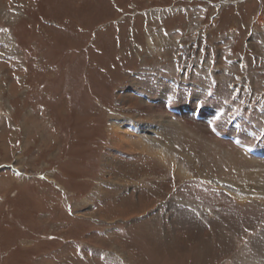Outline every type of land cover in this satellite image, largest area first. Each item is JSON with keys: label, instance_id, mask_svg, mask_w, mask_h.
<instances>
[{"label": "rangeland", "instance_id": "1", "mask_svg": "<svg viewBox=\"0 0 264 264\" xmlns=\"http://www.w3.org/2000/svg\"><path fill=\"white\" fill-rule=\"evenodd\" d=\"M0 89V264H264V0H0Z\"/></svg>", "mask_w": 264, "mask_h": 264}, {"label": "bare ground", "instance_id": "2", "mask_svg": "<svg viewBox=\"0 0 264 264\" xmlns=\"http://www.w3.org/2000/svg\"><path fill=\"white\" fill-rule=\"evenodd\" d=\"M3 80V79H2ZM1 89H0V93H1ZM114 129V140H115V142H118V145H119V147H122V148H125V149H127L128 151H130V150H132V149H134V147L136 146V144H139V143H137V141H133V140H131V139H129V138H127V136L125 135V134H129V135H132V137L133 136H135V137H141V135H142V132L141 131H138V130H134V131H132V133L131 132H128V130H127V128L126 129H123L122 127H120V126H116L115 128H113ZM129 129V128H128ZM143 129V128H142ZM151 131H150V133L151 134H154V133H157V131H154V130H152L151 128H149ZM132 130V129H131ZM159 132V131H158ZM158 134V133H157ZM137 135H139V136H137ZM156 136V135H155ZM131 136H130V138H132ZM134 137V138H135ZM151 137V136H150ZM154 137V136H153ZM133 138V139H134ZM210 138V137H209ZM154 139V138H153ZM137 140V139H136ZM138 140H139V138H138ZM141 141V140H140ZM158 141V140H157ZM172 142V141H171ZM220 142V141H219ZM144 143H146V141L144 142ZM128 147H127V146ZM145 145H147V143L145 144ZM224 146H226V144H223ZM148 146V145H147ZM153 146V145H152ZM221 146V145H220ZM142 147H143V145H142ZM155 147V146H154ZM160 147V146H159ZM166 147V146H165ZM222 147V149H220V147H218V145L217 146H215V147H213V149H211L212 151H213V153H215L216 155H218L220 158H222V159H224L225 161H227V163L230 165V164H233V163H236V162H241V156L239 157L238 156V154H236V152L234 151V150H231V149H228V148H226L225 147V150H224V148H223V146H221ZM144 148H146V146L144 147ZM148 148V147H147ZM155 149H157V148H155ZM159 149V150H158ZM157 150L160 152V149L161 148H158ZM209 149V148H208ZM235 149V148H234ZM140 150H142V149H140ZM163 150V149H162ZM186 150V149H185ZM236 150V149H235ZM144 151V150H143ZM157 151V152H158ZM164 151V150H163ZM170 151V150H169ZM147 152V151H146ZM148 152H152V151H148ZM156 152V155H158V154H160V153H157ZM162 152V151H161ZM191 152V151H190ZM148 154V153H147ZM163 153H161L160 155H162ZM196 155V154H195ZM248 155V154H247ZM154 156V155H153ZM168 157V156H167ZM170 157V156H169ZM172 157V156H171ZM216 157V156H215ZM165 158V157H164ZM163 157H162V159H164ZM166 159V158H165ZM156 160V159H155ZM167 160V159H166ZM244 160H245V158H244ZM164 161V160H163ZM254 161H255V159H254ZM254 161H247L246 162V166H248V165H250V166H253V165H251V164H249V163H251V162H253V164L255 163ZM166 162V161H165ZM243 162V161H242ZM245 162V161H244ZM174 163V162H173ZM227 164V165H228ZM241 164V163H240ZM256 164V163H255ZM237 165V164H236ZM245 165V164H244ZM233 166H235V164H233ZM232 166V167H233ZM245 166V167H246ZM259 166V169L260 170H258L257 168H256V166H254V171H255V174L256 175H259L260 173H262L263 174V176H264V166H262L261 164H259L258 165ZM174 167V166H173ZM237 170V169H236ZM252 170V169H251ZM251 170H249V171H247V172H243L242 173V175H238V176H236L237 178H232V179H234L233 181L236 183V181H245L246 180V178H247V175H249L250 173H251ZM253 171V172H254ZM253 174L251 173V176H252ZM261 175V174H260ZM253 176H255V175H253ZM262 176V175H261ZM242 177H243V179H242ZM260 177V176H259ZM258 177V178H259ZM263 178V177H262ZM262 178H260V179H262ZM259 179V180H260ZM255 181H257L256 179H254ZM258 180V181H259ZM231 181V180H230ZM229 181V182H230ZM233 182V183H234ZM210 183V182H209ZM231 184V183H230ZM212 186V185H211ZM210 186V187H211ZM218 186H219V184H218ZM196 187H197V185H196ZM212 188V187H211ZM227 189V188H226ZM212 190V189H211ZM223 190V189H222ZM209 191V190H208ZM213 191V190H212ZM251 191V190H250ZM203 192V191H202ZM206 192V191H205ZM230 192V191H229ZM209 193V192H208ZM235 194V193H234ZM205 195V194H204ZM216 198V197H215ZM219 198V197H218ZM217 199V198H216ZM220 199V198H219ZM223 199V198H222ZM264 199V198H263ZM221 200V199H220ZM219 201V200H218ZM246 201V200H245ZM223 203V202H222ZM215 204V203H214ZM263 205V204H262Z\"/></svg>", "mask_w": 264, "mask_h": 264}]
</instances>
